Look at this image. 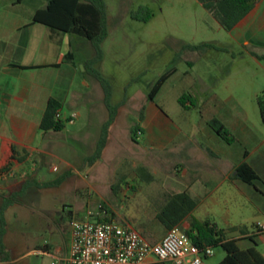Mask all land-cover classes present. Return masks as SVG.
Instances as JSON below:
<instances>
[{"label":"rangeland","instance_id":"rangeland-1","mask_svg":"<svg viewBox=\"0 0 264 264\" xmlns=\"http://www.w3.org/2000/svg\"><path fill=\"white\" fill-rule=\"evenodd\" d=\"M42 1L45 0H23L21 6L29 8L41 5ZM104 2L107 35L101 45L102 60L95 67L111 85V104H121L102 161L95 167L96 160L93 161L88 167L91 170L84 171L82 157L94 147L88 140L98 137L108 116L102 87L89 77V88H82L85 101L64 105L62 112L65 118L73 112L80 116H74L72 122L65 121L60 131L43 141V145L52 147L82 173H74L75 177L58 187L31 186L4 210L2 244L3 253L8 255V260L0 257L4 264H55L58 255L54 249L64 251L68 247L70 222L83 219L87 210L97 213V217L106 215L111 220L128 223L149 238L164 235L166 228L155 214L172 189L184 185V177L177 174L186 156L172 153L170 147L151 149L144 144L145 135L133 141L131 129L137 124L141 128L139 136L143 134L140 116L146 109L147 94L167 69L174 67L175 72L162 84L154 102L182 130V136L200 141L203 128L216 136L207 121L218 119L219 113H234L240 119H248L264 133L256 103V97L264 91V68L230 39L198 0ZM139 6L150 8L149 20L130 17L131 11ZM82 39L88 42L92 54L89 41ZM202 43H211L213 47H185ZM65 47L73 49L77 60L84 59V48L79 50L73 44L71 48L67 40ZM78 80L76 77L75 83ZM183 93L187 97L181 105L179 97ZM229 132L235 138L230 149L236 153L240 144L236 142L237 136ZM78 136L86 138V142ZM208 143L217 146L212 141ZM48 163L59 167L57 172L47 167L41 169L49 179L69 169L56 158H49ZM226 194L223 190L215 191L212 198L199 202L192 216L199 220L209 218L221 228L230 223L254 232L256 222H264L261 198L249 199L237 191L234 196ZM3 199L0 195V208ZM188 219L178 226L182 231ZM255 241L253 245L249 239H242L239 246H254L264 257V234L256 236ZM223 256V250L214 247L213 255L205 258L206 264H217Z\"/></svg>","mask_w":264,"mask_h":264},{"label":"crops","instance_id":"crops-1","mask_svg":"<svg viewBox=\"0 0 264 264\" xmlns=\"http://www.w3.org/2000/svg\"><path fill=\"white\" fill-rule=\"evenodd\" d=\"M22 1L0 0V195L4 197L18 190L26 180L54 182L56 178L49 179L41 170L47 167L51 172L59 171L57 165L48 163L49 158H56L69 168L58 177L67 171L70 174L61 183L47 186L48 188L58 187L75 177L74 173H82L75 169L71 161L56 154L52 147L43 145V141L50 138L51 133L58 131L44 132L39 125L49 98H55L62 104L59 112L61 119H65L62 115L64 105L84 102L82 88L90 86L87 80L90 76L79 69V65L91 55L88 42L43 24L30 23L34 11L44 6L46 0L41 5L29 8H23ZM227 33L253 61L264 68V59L254 54H264V0L256 1ZM65 40L69 47L73 44L79 50L84 48V59L77 60L73 49H66ZM67 51L72 52V60L65 59ZM76 77L79 78L78 83H75ZM73 113L80 116L78 112ZM218 120L237 136L236 142L240 144L238 152L231 150V143L225 142L217 134L214 136L208 128L202 129L200 141L189 135L182 136V130L172 124L159 106L150 100L147 101L141 120L143 134L139 137L145 135L144 144L151 149L163 150L170 147L172 153L185 154L184 166L177 174L184 177V185L173 188L172 192L186 190L196 200V207L199 202L212 198L217 190L226 192V197L234 196L237 191L249 199L260 197V208L264 213V133L250 120L240 119L234 113H219ZM114 122L115 119L109 127L103 150L109 141V131ZM78 139L86 142V138L78 136ZM97 139L98 137H91L88 140L94 147L91 153L82 157L85 172L91 170L88 167L92 162L87 159L94 152ZM220 140L225 144H221ZM101 155L96 159L94 167L102 161ZM241 161L247 162L258 175L259 179L254 180L253 184L235 177L234 167ZM54 166L56 169H53ZM232 226L239 225L229 223L222 228ZM255 232L256 230L253 232L247 229L245 233L232 232L229 236L242 240ZM142 236L151 243L163 237ZM54 250L56 255L61 256L67 248L62 251L56 247ZM146 264L173 263L150 256Z\"/></svg>","mask_w":264,"mask_h":264},{"label":"trees","instance_id":"trees-1","mask_svg":"<svg viewBox=\"0 0 264 264\" xmlns=\"http://www.w3.org/2000/svg\"><path fill=\"white\" fill-rule=\"evenodd\" d=\"M258 0H198L202 7L216 20L218 25L229 31L255 4ZM152 11L147 6H139L136 10L131 11L130 17L135 20L147 21L151 18ZM30 23H39L46 25L52 29H56L65 33H70L78 37H82L89 41L92 54L82 63L83 71L90 77L99 82L103 90V102L108 111L106 120L102 123L100 133L96 141L94 152L88 157L89 162L98 159L105 146L108 130L114 121L119 104H111V85L106 80L95 65L102 60V42L107 35L106 21V4L104 0H46V4L37 8L31 18ZM190 49H203L213 47L211 43H202L199 45H186ZM258 58L264 59V54H256ZM66 60H72L71 51L65 53ZM175 72V68L171 67L164 71L157 80L152 84L147 98L154 101V98L160 90L162 84ZM187 95L182 94L179 97V103L184 105ZM256 103L260 115V119L264 124V91L256 97ZM62 104L55 98L47 100L44 112L40 120V129L46 131H59L63 128L64 122L68 118H56ZM143 114L140 116L142 120ZM211 129L225 142L231 143L235 141L234 136L229 132L228 128L218 119L212 118L207 121ZM141 133V128L136 124L131 129L132 140L137 141ZM70 174L65 172L62 176L56 178L54 182L43 183L34 179L26 180L20 188L3 199L0 208V257L8 260L7 253H3L4 246L2 244V236L5 231L4 210L23 196L26 190L31 186L47 187L59 184L64 181ZM234 175L241 181L253 184L258 178L256 172L248 165L247 162L241 161L234 167ZM115 186L111 189L115 191ZM196 207V200L186 191L171 192L165 202L157 210L155 217L161 225L166 229L173 226H181L183 220L189 217L187 227L183 232L187 234L190 241L203 249L206 246L220 247L224 256L217 264H264V257L256 250L254 246L241 248L238 244L240 238H232L229 236L232 232L245 233L246 226H232L229 228H219L215 222L209 218L199 220L192 216L191 212ZM99 220H111L106 215L98 216ZM256 232L247 236L253 245L256 244L255 237L264 234L255 225Z\"/></svg>","mask_w":264,"mask_h":264},{"label":"built area","instance_id":"built-area-1","mask_svg":"<svg viewBox=\"0 0 264 264\" xmlns=\"http://www.w3.org/2000/svg\"><path fill=\"white\" fill-rule=\"evenodd\" d=\"M56 118H61L60 112ZM97 215L87 210L83 219L70 222L67 251L55 257V264H146L150 256L173 264H206L205 258L213 255L212 247L200 249L178 226L167 229L159 241L151 243L132 225L99 220ZM256 227L264 231V222L257 221Z\"/></svg>","mask_w":264,"mask_h":264}]
</instances>
